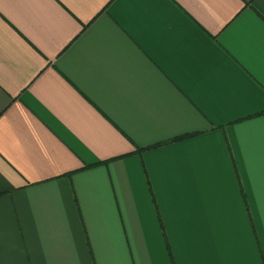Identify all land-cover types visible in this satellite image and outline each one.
<instances>
[{
	"label": "crops",
	"instance_id": "crops-1",
	"mask_svg": "<svg viewBox=\"0 0 264 264\" xmlns=\"http://www.w3.org/2000/svg\"><path fill=\"white\" fill-rule=\"evenodd\" d=\"M264 0H0V264L264 261Z\"/></svg>",
	"mask_w": 264,
	"mask_h": 264
},
{
	"label": "snow or ice",
	"instance_id": "snow-or-ice-1",
	"mask_svg": "<svg viewBox=\"0 0 264 264\" xmlns=\"http://www.w3.org/2000/svg\"><path fill=\"white\" fill-rule=\"evenodd\" d=\"M133 2L136 3H151L153 2V0H133ZM262 29H264V24L261 25ZM262 83H264V80L261 81ZM261 98L262 101H264V93H261ZM264 110V109H262ZM256 264H264V261H257Z\"/></svg>",
	"mask_w": 264,
	"mask_h": 264
}]
</instances>
